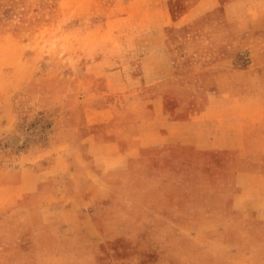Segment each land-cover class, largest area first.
<instances>
[{
	"label": "rangeland",
	"instance_id": "rangeland-1",
	"mask_svg": "<svg viewBox=\"0 0 264 264\" xmlns=\"http://www.w3.org/2000/svg\"><path fill=\"white\" fill-rule=\"evenodd\" d=\"M200 1L0 0L6 173L45 163L79 119L93 118L90 107H104L101 120L111 126L108 103L117 96L131 101L143 83L158 81L161 53L173 61L176 100L202 102L212 77L236 99L243 79L236 72L250 67L260 70L264 101V0H202L197 10ZM231 158L180 145L151 147L109 176L98 209L111 263L264 264V184L260 200L239 212L208 190L199 200L206 168L225 167ZM0 229L9 261L67 264L59 226L46 227V238L25 208L0 215Z\"/></svg>",
	"mask_w": 264,
	"mask_h": 264
},
{
	"label": "crops",
	"instance_id": "crops-1",
	"mask_svg": "<svg viewBox=\"0 0 264 264\" xmlns=\"http://www.w3.org/2000/svg\"><path fill=\"white\" fill-rule=\"evenodd\" d=\"M202 5L201 0L194 8ZM158 57V81L143 83L131 101L117 96L108 103L114 116L110 119H115L111 126L101 120L104 107H90L93 118L79 119L74 134L65 136L60 141L63 148L45 163L13 166L8 174L0 165V215L23 207L31 226L43 228L46 238V227L59 226L55 235L64 243L67 264H112L104 241L106 218L98 209L101 190L109 176L151 147L180 145L235 157L225 167L206 168L199 200L203 190H208L219 200H231V209L239 212L261 198L264 101L257 79L260 70L245 67L236 72L243 78L236 99L227 97L224 85L217 86L212 77L207 78L202 102H186L176 100L170 87L175 78L171 57L164 53ZM221 67L228 69V63ZM125 103L126 109H120ZM131 103L133 108L139 107L133 110ZM190 105L193 108L187 112ZM6 255L0 248V264H22L9 261ZM150 264L169 263L161 260Z\"/></svg>",
	"mask_w": 264,
	"mask_h": 264
}]
</instances>
